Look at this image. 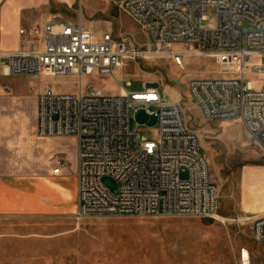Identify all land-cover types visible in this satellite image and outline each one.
Here are the masks:
<instances>
[{
  "label": "built area",
  "instance_id": "obj_1",
  "mask_svg": "<svg viewBox=\"0 0 264 264\" xmlns=\"http://www.w3.org/2000/svg\"><path fill=\"white\" fill-rule=\"evenodd\" d=\"M149 40L146 49L115 39L82 22L51 20L20 30V47L0 52V79L21 76L79 80V93L45 86L37 95V137L75 139L78 145L76 218L195 217L218 215L219 190L199 137L188 129L180 103L159 89L106 95L85 79L114 76L131 61L187 56L214 58L235 77L195 79L191 101L209 122L239 120L264 153V0H111ZM235 69H232L234 63ZM128 86L131 83H127ZM2 91L0 85V119ZM145 111L159 119L152 139L132 129V115ZM60 160L53 174L60 175ZM112 179L116 189L104 180ZM222 220H230L223 219ZM249 222L264 248V215Z\"/></svg>",
  "mask_w": 264,
  "mask_h": 264
},
{
  "label": "rangeland",
  "instance_id": "obj_2",
  "mask_svg": "<svg viewBox=\"0 0 264 264\" xmlns=\"http://www.w3.org/2000/svg\"><path fill=\"white\" fill-rule=\"evenodd\" d=\"M45 16L82 22L100 35L127 38L141 49L149 45L141 28L111 0H45ZM227 70L214 58L187 56L183 67L172 58H141L114 76L88 77L84 83L85 90L91 87L106 95H120L122 89L142 92L146 85L159 89L165 100L180 103L188 129L199 137L208 156L219 190L216 218L13 216L0 220V264H264V248L253 237L251 223L222 221L264 215L263 150L239 120L206 121L188 94L192 80L236 76ZM0 85L10 90L2 91V99L7 96L13 104L8 123L19 137L24 120L22 130L29 132L30 145L40 140L35 131L37 94L47 85L62 93H79V80L71 76L1 78ZM14 91L28 98L15 97ZM158 126L159 119L145 111L132 115L131 127L141 132V138L152 139ZM47 140L67 145L69 151L76 145L75 139ZM36 150L39 154L41 147ZM13 162L23 176L39 172L37 155L19 145ZM104 183L116 189L112 179Z\"/></svg>",
  "mask_w": 264,
  "mask_h": 264
},
{
  "label": "crops",
  "instance_id": "obj_3",
  "mask_svg": "<svg viewBox=\"0 0 264 264\" xmlns=\"http://www.w3.org/2000/svg\"><path fill=\"white\" fill-rule=\"evenodd\" d=\"M51 20L45 16V0H0V52H15L19 49L22 28L30 29ZM122 90L125 92L126 89ZM13 93L15 97L28 98L16 91ZM35 106L36 131L37 102ZM12 108L11 100L4 96L0 119V220L6 221L13 216L52 219L76 216L79 188L76 140V145L70 151L67 145H54L47 139L32 141L30 145L29 132L22 130L26 122L23 120L19 137L8 123L7 115ZM18 145L26 153L31 150L32 154L37 155L40 164L37 174L23 176L21 168L14 166L13 157ZM36 147H41L39 154ZM60 160H64L66 166L56 176L53 169Z\"/></svg>",
  "mask_w": 264,
  "mask_h": 264
},
{
  "label": "bare ground",
  "instance_id": "obj_4",
  "mask_svg": "<svg viewBox=\"0 0 264 264\" xmlns=\"http://www.w3.org/2000/svg\"><path fill=\"white\" fill-rule=\"evenodd\" d=\"M148 88V87H147ZM123 92L122 93H124V90H122ZM223 222H227V220H222ZM230 221H232V220H228V222H230Z\"/></svg>",
  "mask_w": 264,
  "mask_h": 264
}]
</instances>
